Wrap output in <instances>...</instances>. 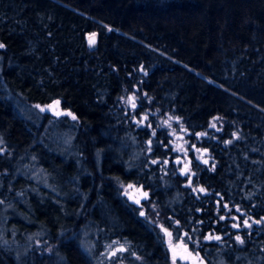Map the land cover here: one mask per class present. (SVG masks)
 Listing matches in <instances>:
<instances>
[{
    "label": "trees",
    "instance_id": "trees-1",
    "mask_svg": "<svg viewBox=\"0 0 264 264\" xmlns=\"http://www.w3.org/2000/svg\"><path fill=\"white\" fill-rule=\"evenodd\" d=\"M18 102L55 106L75 156ZM8 205L7 240L40 237L22 253L0 241V264H95L116 241L101 264H264V0H0Z\"/></svg>",
    "mask_w": 264,
    "mask_h": 264
},
{
    "label": "rangeland",
    "instance_id": "rangeland-1",
    "mask_svg": "<svg viewBox=\"0 0 264 264\" xmlns=\"http://www.w3.org/2000/svg\"><path fill=\"white\" fill-rule=\"evenodd\" d=\"M18 108L20 109L21 113L26 116L28 119L34 121L36 124H41L43 121V115L49 114L51 116L50 122L46 125L48 126L47 132H46V142L48 146H50L53 150H55L57 153L66 156V157H74L75 152L72 149V138L73 135L71 134L72 128L71 126L66 127V125L61 121V117L59 115L58 109L54 106L51 108L45 107H30L24 103L18 102ZM176 146V141H175ZM179 146H181L179 144ZM182 148V146H181ZM27 168H30L31 178L36 183L43 186H47L51 189H56L57 191H63V185H62V177L58 173L54 176H47L44 175L42 169L35 164H32L31 162L27 164ZM125 195L129 197L130 200L141 202L148 198V193L143 191L140 187H128L125 189ZM29 201L27 200V203L25 202V206L29 207L28 204ZM17 204V203H16ZM5 206V205H4ZM10 206V207H8ZM5 209L0 210V241L10 243L8 245H11L14 247V249H17L19 253H22L23 250L26 248V244L29 245L30 242L34 241L35 238L40 237L39 233H35L33 236H26L22 239L18 238L14 232L11 233L10 238L11 241L7 240V233L11 229L7 227V220L9 216L11 215H19V212L15 206L8 205ZM82 245L85 251L89 255H93V249L95 247L94 240L92 238V235L88 232H84L82 234ZM123 248L119 244L118 241L116 242H110L104 244L103 248L100 250V253L98 257H94L95 264H101L105 262L109 257L114 256L116 253L121 251ZM170 250L172 251V255L176 259V256H181L182 258L191 261L194 263V260H198L194 256H186L185 253L181 252L180 249H176V246L170 245ZM200 262V261H199ZM63 264V263H62Z\"/></svg>",
    "mask_w": 264,
    "mask_h": 264
},
{
    "label": "water",
    "instance_id": "water-1",
    "mask_svg": "<svg viewBox=\"0 0 264 264\" xmlns=\"http://www.w3.org/2000/svg\"><path fill=\"white\" fill-rule=\"evenodd\" d=\"M87 42L89 45V48L91 50H95L97 48V43H98V32L91 33L87 36ZM52 106L49 105V108Z\"/></svg>",
    "mask_w": 264,
    "mask_h": 264
}]
</instances>
